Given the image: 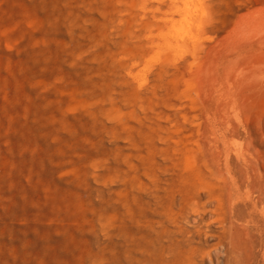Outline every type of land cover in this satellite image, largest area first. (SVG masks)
I'll return each instance as SVG.
<instances>
[{
	"label": "rangeland",
	"instance_id": "374dc122",
	"mask_svg": "<svg viewBox=\"0 0 264 264\" xmlns=\"http://www.w3.org/2000/svg\"><path fill=\"white\" fill-rule=\"evenodd\" d=\"M161 245L264 264V0H0V264Z\"/></svg>",
	"mask_w": 264,
	"mask_h": 264
},
{
	"label": "bare ground",
	"instance_id": "6f19581e",
	"mask_svg": "<svg viewBox=\"0 0 264 264\" xmlns=\"http://www.w3.org/2000/svg\"><path fill=\"white\" fill-rule=\"evenodd\" d=\"M184 32H186V31H184ZM188 32H190V31H188ZM231 196H232V198H234V199H242V198H248L249 199V197H250V190L249 189H246V190H243V191H240V189L239 188H236V191H234L233 193H231ZM210 200V199H209ZM212 202V201H211ZM186 209H188V208H191V209H194V212L196 213V217H194V219L195 220H197V221H199L203 216H202V212H204V211H206L207 210V206H208V204H207V202L206 201H204V202H201V203H198L197 201H188L186 204ZM211 212H213V217H214V219L217 221V220H219L221 223H222V234H221V236H220V238H221V241H220V244H223L224 245V248L225 249H227V247H228V249L229 248H231V245H229V246H225V244L222 242V237H225L226 236V234L228 233V232H230V230H232V228L235 230V231H237L238 229L235 227V226H237L238 224H239V222H238V217H235V215H232V214H230L229 216H228V219H229V223H230V227L229 228H227V226H226V214H225V212L224 211H222V210H220V208H219V205L218 204H216L215 205V207L214 208H212L211 209ZM213 219V220H214ZM245 226V225H244ZM219 243V242H218ZM181 245V244H180ZM179 245H177V247H176V245H173V246H166V245H161L160 246V248H161V250L163 251V252H166L167 250L169 251V253H171L174 257V259H172V260H170V262L172 263V264H178L179 262H180V260L179 259H183V256H180V257H182V258H179V251H178V249L180 250V247H178ZM218 246V245H217ZM197 247V246H196ZM195 246L193 247V245L192 246H190V248H187V251H186V253L187 252H189L188 251V249H190V250H193L192 252V254H194V251H196L197 249H200V248H196ZM184 248V247H183ZM217 248V247H216ZM231 250H232V248H231ZM185 251V250H184ZM200 251H201V249H200ZM199 251V252H200ZM209 251V250H208ZM224 251V250H223ZM225 251H227V250H225ZM224 251V252H225ZM183 252V251H182ZM181 252V253H182ZM207 252V251H206ZM205 252V253H206ZM229 252H230V250H229ZM232 252V251H231ZM204 253V251H203V254H205ZM209 254H210V251L208 252ZM226 253V252H225ZM184 254H185V252H184ZM227 254V253H226ZM226 254H225V256H226ZM183 255V254H182ZM230 255V254H229ZM188 256V255H187ZM192 256H194V255H192ZM188 257H190V256H188ZM186 258V257H185ZM190 259V258H189ZM184 261V260H183ZM182 261V262H183Z\"/></svg>",
	"mask_w": 264,
	"mask_h": 264
}]
</instances>
